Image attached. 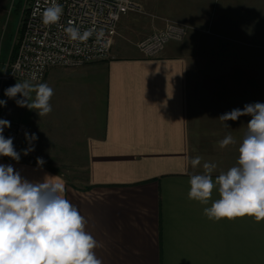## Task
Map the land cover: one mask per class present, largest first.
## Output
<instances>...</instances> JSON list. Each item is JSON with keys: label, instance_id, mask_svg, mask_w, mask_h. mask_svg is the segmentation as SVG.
Listing matches in <instances>:
<instances>
[{"label": "crops", "instance_id": "obj_1", "mask_svg": "<svg viewBox=\"0 0 264 264\" xmlns=\"http://www.w3.org/2000/svg\"><path fill=\"white\" fill-rule=\"evenodd\" d=\"M139 4L118 21L108 58L49 68L41 83L54 89L51 113L40 117L17 106L20 94L5 96L4 119L25 132L19 162L0 164L30 182L62 183L103 264H264V220L215 222L203 212L211 200L188 198L204 162L216 165L213 179L235 165L251 119L218 117L264 103V0ZM166 20L185 25L184 38L143 56L136 43ZM236 67L242 74L231 72ZM228 134L235 143L221 149ZM196 156L201 165L192 168Z\"/></svg>", "mask_w": 264, "mask_h": 264}, {"label": "clouds", "instance_id": "obj_2", "mask_svg": "<svg viewBox=\"0 0 264 264\" xmlns=\"http://www.w3.org/2000/svg\"><path fill=\"white\" fill-rule=\"evenodd\" d=\"M63 15V6L51 0L42 13L45 25L57 24ZM72 41H86L91 30L81 33L78 27L65 29ZM99 38V37H98ZM35 93L34 99L31 94ZM5 96L16 99L19 107L35 110L40 117L52 111L51 98L54 89L47 83L33 84L29 80L17 82L5 89ZM6 101L0 100V106ZM250 116L238 158L234 166L213 179L215 164L204 162L203 173L189 179L188 198L201 205L204 215L212 221H229L245 216L259 223L264 220V103L244 105L218 117L222 122L236 121ZM10 122L0 119V156L19 162L20 153L15 150L13 138H5L4 129ZM227 127H229L226 124ZM28 137V133H25ZM31 140L37 139L31 134ZM235 140L231 134L218 141L221 149ZM34 149L23 150L24 155ZM202 157L190 160L192 168L201 165ZM43 165V158H37ZM54 177L43 182H30L11 165L0 164V264H103L97 257L100 247L97 240L86 231L87 221L78 208L64 195L65 186ZM214 190L218 198L212 200Z\"/></svg>", "mask_w": 264, "mask_h": 264}, {"label": "built area", "instance_id": "obj_3", "mask_svg": "<svg viewBox=\"0 0 264 264\" xmlns=\"http://www.w3.org/2000/svg\"><path fill=\"white\" fill-rule=\"evenodd\" d=\"M56 2L63 6V15L57 24L49 26L42 22V13L51 0L27 1L14 36L16 50L6 62L2 79L39 84L51 67H73L105 60L110 55L121 16L141 9L139 0ZM69 26L78 27L81 33L91 30V35L83 42L72 41L65 32ZM185 34V25L166 20L161 29L139 40L136 46L143 56L152 58L158 56L168 42L180 41ZM9 122L11 126L4 129L3 135L13 138L18 152L20 131L18 135L16 130L22 126Z\"/></svg>", "mask_w": 264, "mask_h": 264}, {"label": "rangeland", "instance_id": "obj_4", "mask_svg": "<svg viewBox=\"0 0 264 264\" xmlns=\"http://www.w3.org/2000/svg\"><path fill=\"white\" fill-rule=\"evenodd\" d=\"M27 1L28 0H0V96L1 92L3 91L4 84L6 83L4 81H7V79H2V76L4 75L5 71V65L6 62L14 56L13 54V56L10 58L11 50L14 46V36L18 32L19 19L25 10V5L27 4ZM172 22L181 24L180 22L176 21ZM242 70V67H236L231 69V72L235 74H242ZM10 81L11 82L8 84V87L17 83V81L15 80ZM3 114V106H0V119H4ZM11 122H15L17 125L22 126L23 129H20L19 127L16 130V133L18 135L20 131L17 146V149H19L20 136L24 135L25 125L22 122L16 120H11Z\"/></svg>", "mask_w": 264, "mask_h": 264}, {"label": "trees", "instance_id": "obj_5", "mask_svg": "<svg viewBox=\"0 0 264 264\" xmlns=\"http://www.w3.org/2000/svg\"><path fill=\"white\" fill-rule=\"evenodd\" d=\"M14 51H15V45L12 47L11 54H10V58L13 56ZM4 82H6V83L4 84L3 91L1 92L0 100H4V99H5V94H4V92H5V89L8 88V84H9L11 81H10V80H7V81H4ZM0 158L12 159V158H10V157H3V156H0Z\"/></svg>", "mask_w": 264, "mask_h": 264}]
</instances>
